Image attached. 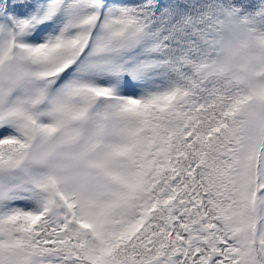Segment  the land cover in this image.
<instances>
[{"label": "snow or ice", "instance_id": "1", "mask_svg": "<svg viewBox=\"0 0 264 264\" xmlns=\"http://www.w3.org/2000/svg\"><path fill=\"white\" fill-rule=\"evenodd\" d=\"M0 264H264V0H0Z\"/></svg>", "mask_w": 264, "mask_h": 264}]
</instances>
